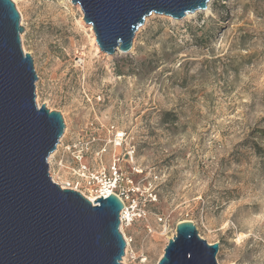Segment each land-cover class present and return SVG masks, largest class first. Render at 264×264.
Segmentation results:
<instances>
[{"label": "rangeland", "instance_id": "rangeland-1", "mask_svg": "<svg viewBox=\"0 0 264 264\" xmlns=\"http://www.w3.org/2000/svg\"><path fill=\"white\" fill-rule=\"evenodd\" d=\"M13 2L37 104L65 122L52 171L74 182V169L116 168L128 206L144 209L120 225L132 240L122 262L158 264L191 220L220 244L219 264H264V0H214L187 19L152 13L127 54L98 49L72 0Z\"/></svg>", "mask_w": 264, "mask_h": 264}, {"label": "water", "instance_id": "water-1", "mask_svg": "<svg viewBox=\"0 0 264 264\" xmlns=\"http://www.w3.org/2000/svg\"><path fill=\"white\" fill-rule=\"evenodd\" d=\"M72 1L101 50L127 54L152 13L183 19L211 0ZM20 22L13 0H0V264H124L121 198L113 193L93 203L51 177L48 159L65 122L60 111L37 104L39 77ZM219 250L193 221H181L158 264H219Z\"/></svg>", "mask_w": 264, "mask_h": 264}, {"label": "built area", "instance_id": "built-area-1", "mask_svg": "<svg viewBox=\"0 0 264 264\" xmlns=\"http://www.w3.org/2000/svg\"><path fill=\"white\" fill-rule=\"evenodd\" d=\"M49 161V165H50V174L51 177L53 179L54 182H58V180L56 181V174L52 171V166H51V162H50V158L48 159ZM74 175H77V179L74 182L68 181V182H62V184H60L62 186L63 189L66 188H70L73 190H77L79 192H81L84 196H86L88 199L91 195H86L82 192L83 188H82V180L86 181L85 183H87V186L89 187V189L92 190H96V194L95 197L99 198V197H107L110 194H108L111 190H114L116 195H121L124 196L125 191L123 188H119V184H121V181L124 179V177L122 176V174L119 173V171L115 168L114 171V175L112 174L110 177H108L107 175V170H103L102 172L98 173V172H92L90 171V169L86 166L83 168V171H77L76 169H74ZM100 177H103V181H101V184L99 186H96V182L99 181L100 182ZM134 191V190H132ZM113 194V193H111ZM94 203V202H93ZM128 211L135 213V217L136 215H138V217H142L143 214L142 212L144 211V209H139V210H134V208L128 207ZM129 212H125L124 209L121 211L120 213V219H121V224H124L126 226H128L129 224L133 223L135 220V218H132V220L129 219ZM124 239L126 240L127 244H130V242L132 241L131 238H128L126 236V234H123ZM127 246V245H126Z\"/></svg>", "mask_w": 264, "mask_h": 264}, {"label": "bare ground", "instance_id": "bare-ground-1", "mask_svg": "<svg viewBox=\"0 0 264 264\" xmlns=\"http://www.w3.org/2000/svg\"><path fill=\"white\" fill-rule=\"evenodd\" d=\"M16 1H17V0H16ZM213 2H214V0H211V1L209 2V4H208V7H207L205 10H198V11L193 12V13H188L183 19L191 18V17H193V16L198 15L199 13H205V14H207V15L211 14V13L213 12V5H212ZM67 7H68V6H67ZM54 14H56V11H55ZM55 16H56V15H55ZM59 17H61L60 19H64V18H66L67 16H66V14H64L63 12L60 11ZM146 19H147V18H146ZM83 22L89 27L88 30H90V31H92V32L94 33L93 26L87 24V23L85 22L84 19H83ZM77 29H78V28H77ZM94 37H95V34H94ZM94 41H95V43L97 44L98 49H99V44H98L96 38H94ZM134 47H135V43H133L132 49L130 50L131 52L134 51V49H135ZM117 52H118V53H123L119 48L117 49ZM83 53H84V52H83ZM124 54H126V53H124ZM79 60H80V59H79ZM119 140H120V139H119ZM118 145H120V143H118ZM59 146H61V145H59ZM55 155H56V152L50 155V156H51V157H50V162H51V160L55 157ZM132 156H133V155H132ZM57 171H58V170H57ZM59 172H60V171H59ZM59 172H58V173H57V172L55 173V174H56V181L58 180L59 184H62V182H68V180L65 181L64 176H62L61 173H59ZM82 192H83L84 194H86L83 190H82ZM111 193H115V191H114V190H111L108 194H111ZM86 195H87V194H86ZM119 197L121 198V200H122L123 203H124V211H125V212H129V211H128V207H129V206H128V202L126 201V198H124V197L121 196V195H119ZM89 199H90L92 202H95V200L97 199V197H95V195H92V196L89 197ZM132 218H135V213L129 212V219L132 220ZM134 220H135V219H134ZM130 226H133V223H131V224L128 225V227H130ZM121 228H122V231H123L124 224H121ZM127 252H128V250H127ZM124 262H126V257H124Z\"/></svg>", "mask_w": 264, "mask_h": 264}]
</instances>
